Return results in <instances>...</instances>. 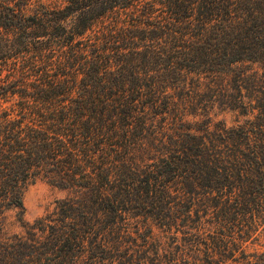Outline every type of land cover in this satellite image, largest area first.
<instances>
[{"label": "trees", "instance_id": "obj_1", "mask_svg": "<svg viewBox=\"0 0 264 264\" xmlns=\"http://www.w3.org/2000/svg\"><path fill=\"white\" fill-rule=\"evenodd\" d=\"M0 264H264V0H0Z\"/></svg>", "mask_w": 264, "mask_h": 264}, {"label": "rangeland", "instance_id": "obj_2", "mask_svg": "<svg viewBox=\"0 0 264 264\" xmlns=\"http://www.w3.org/2000/svg\"><path fill=\"white\" fill-rule=\"evenodd\" d=\"M254 66V64H253ZM213 118H223L228 123H232L237 118L235 113L230 110H223L214 107L212 110ZM67 194V190L59 188L47 177L41 176L28 183L23 192V202L25 206L24 218L32 221L37 216L51 209L54 200ZM15 210L7 211L6 230L20 231L22 228L15 220Z\"/></svg>", "mask_w": 264, "mask_h": 264}]
</instances>
